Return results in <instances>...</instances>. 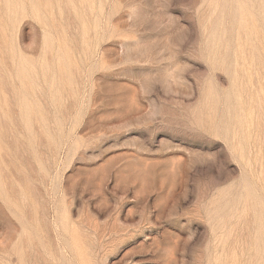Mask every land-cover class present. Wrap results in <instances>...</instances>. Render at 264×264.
<instances>
[{
    "label": "rangeland",
    "instance_id": "obj_1",
    "mask_svg": "<svg viewBox=\"0 0 264 264\" xmlns=\"http://www.w3.org/2000/svg\"><path fill=\"white\" fill-rule=\"evenodd\" d=\"M0 264H264V0H0Z\"/></svg>",
    "mask_w": 264,
    "mask_h": 264
}]
</instances>
